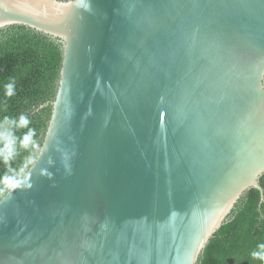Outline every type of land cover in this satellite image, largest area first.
<instances>
[{
  "label": "water",
  "instance_id": "water-1",
  "mask_svg": "<svg viewBox=\"0 0 264 264\" xmlns=\"http://www.w3.org/2000/svg\"><path fill=\"white\" fill-rule=\"evenodd\" d=\"M14 25L62 61L0 264H198L245 192L264 203V0H0Z\"/></svg>",
  "mask_w": 264,
  "mask_h": 264
},
{
  "label": "trees",
  "instance_id": "trees-1",
  "mask_svg": "<svg viewBox=\"0 0 264 264\" xmlns=\"http://www.w3.org/2000/svg\"><path fill=\"white\" fill-rule=\"evenodd\" d=\"M61 61L62 46L50 36L19 25L0 30V122L4 117L18 119L23 114L30 120L28 128L35 129L28 148L17 144V155L8 165L0 160V178L8 174L13 182L19 180L35 159L50 119L49 104L56 93ZM12 81L15 94L8 97L4 86ZM28 128L16 129V137ZM259 182L264 190V174ZM9 190L7 181L0 179V199ZM261 243L264 203L260 202L259 192L250 189L209 241L198 264H264L251 256Z\"/></svg>",
  "mask_w": 264,
  "mask_h": 264
},
{
  "label": "clouds",
  "instance_id": "clouds-1",
  "mask_svg": "<svg viewBox=\"0 0 264 264\" xmlns=\"http://www.w3.org/2000/svg\"><path fill=\"white\" fill-rule=\"evenodd\" d=\"M14 85L15 82L12 81L4 86L6 96L11 97L15 94ZM29 124L30 120L23 114H21L18 119L4 117V120L0 122V160H2L5 165H8L17 155V144H19L21 148H28L33 142L35 129L28 128ZM3 125H8V127L5 129ZM20 128H28V131L18 138L15 135V130ZM0 179L6 180L7 185L12 190H15L21 185V180H15L13 182V179L10 178L8 174ZM257 247L258 250L253 251L251 256L253 259L264 262V243L259 244Z\"/></svg>",
  "mask_w": 264,
  "mask_h": 264
}]
</instances>
